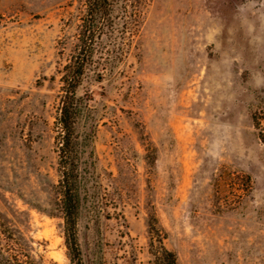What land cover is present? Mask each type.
<instances>
[{"label":"rangeland","instance_id":"1","mask_svg":"<svg viewBox=\"0 0 264 264\" xmlns=\"http://www.w3.org/2000/svg\"><path fill=\"white\" fill-rule=\"evenodd\" d=\"M78 0H0V216L42 264H70L55 118ZM78 128L93 130L84 264H148L157 218L178 264H264V0H149ZM66 43L65 49H62ZM102 72V73H101ZM245 176L249 177L246 181Z\"/></svg>","mask_w":264,"mask_h":264},{"label":"trees","instance_id":"2","mask_svg":"<svg viewBox=\"0 0 264 264\" xmlns=\"http://www.w3.org/2000/svg\"><path fill=\"white\" fill-rule=\"evenodd\" d=\"M74 39L70 42L66 62L60 70L57 115L55 118V152L59 181L57 206L64 220V237L70 264H84L77 238V221L82 202V188L93 166L91 141L93 130L78 126L89 111V95L77 90L88 71L101 77L121 57L126 41H131L143 23L149 0H78ZM63 43L62 49H65ZM102 73V72H101ZM253 126L264 142V107L251 113ZM246 181L249 177L245 176ZM148 264H178L176 254L163 240L165 233L157 218L146 221ZM26 237L0 216V264H42L32 254Z\"/></svg>","mask_w":264,"mask_h":264}]
</instances>
